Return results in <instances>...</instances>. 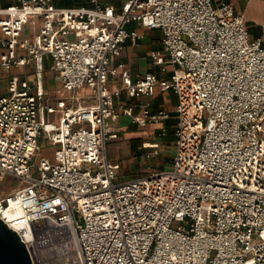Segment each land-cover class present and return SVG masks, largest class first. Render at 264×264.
<instances>
[{"label":"built area","instance_id":"built-area-1","mask_svg":"<svg viewBox=\"0 0 264 264\" xmlns=\"http://www.w3.org/2000/svg\"><path fill=\"white\" fill-rule=\"evenodd\" d=\"M85 1L0 5L1 69L34 73L10 74L0 92V218L33 264H264L263 38L228 0ZM132 22L162 31L151 56L172 76L112 64L143 37ZM46 60L61 83L53 94ZM157 87L174 90L175 114L153 107ZM123 89L136 105H115ZM121 114L162 135L174 118L168 165L118 178L107 146ZM145 146L151 158L162 144ZM7 176L18 183L3 191Z\"/></svg>","mask_w":264,"mask_h":264},{"label":"rangeland","instance_id":"rangeland-1","mask_svg":"<svg viewBox=\"0 0 264 264\" xmlns=\"http://www.w3.org/2000/svg\"><path fill=\"white\" fill-rule=\"evenodd\" d=\"M27 30H25L26 32ZM146 30L144 29V32ZM144 44H147L151 41V33L144 35L142 38ZM161 67L155 69L157 74L159 75ZM12 73L19 74V76L23 77L24 75L20 72V67H13L10 73H6L1 69L0 66V91L3 93L8 85L10 74ZM55 70L54 68H50L48 70L49 78V87L51 90H55L56 79H55ZM25 77L32 78L34 77V73L30 72L25 74ZM76 93L82 97L89 96L91 93V88L88 86H83L80 89H75ZM156 93L161 95L159 98H168L171 102L169 105L170 109H176L177 107V97L174 90L171 88L167 91H161L160 87H157ZM67 94L66 90L64 91V95ZM153 97L152 100L156 99ZM54 116H58L56 113ZM118 123L120 125V131L118 136L108 142V156L119 162L120 168L117 169L118 178H130L133 176H137L138 174L146 173L151 169H161L164 166L168 165L172 158V152L174 147L173 139L168 138L167 134H160L161 126L158 123H151L147 126H141L139 123H136L132 120L131 116L122 114L119 116ZM154 141H160L161 152L159 155L147 158L144 155V152L147 150L145 145H148V142L152 143ZM146 142V143H144ZM41 149L40 155L42 158H48L50 160H54V148L49 141H40ZM36 158V156H35ZM18 179L12 176H7L4 183L1 185V189L4 191L9 190L12 186L17 185Z\"/></svg>","mask_w":264,"mask_h":264},{"label":"crops","instance_id":"crops-1","mask_svg":"<svg viewBox=\"0 0 264 264\" xmlns=\"http://www.w3.org/2000/svg\"><path fill=\"white\" fill-rule=\"evenodd\" d=\"M16 0H0V5H7L9 3H14ZM104 1H110L116 4L118 7L121 5L122 0H104ZM218 1V0H214ZM235 4L236 9L240 12H243L245 15V18L248 23L249 31L252 36L262 37L264 40V0H228ZM39 21V19H37ZM129 28H135L140 33H142L143 37L138 39L137 42H133L130 38L127 39L124 49L122 51V54L118 57H114L112 59V64H116L120 61L125 62L128 67L130 68L132 74L134 76L137 75H143L146 71H155V69L161 67L158 65L155 60L151 56V50L159 48L161 46L162 42V31L160 29H154V28H148L144 25L138 24L136 22H132L129 24ZM144 29L148 33H151V41L147 44H144L142 41V38H144V35L146 34V31L144 32ZM52 68V64L49 60H46L45 63V74H44V84L46 87V90L53 94L55 90H58V88L61 87V83L56 77V87L55 90L50 89L49 85V77L48 76V70ZM172 66L169 65L168 70L163 71L162 68L158 69L160 71L159 76L160 77H167L169 78L172 73L171 70ZM27 70V72H26ZM31 67H26L24 69H20V72L24 71L27 74L30 73ZM22 74V73H21ZM19 75V74H18ZM29 78V77H27ZM31 80L34 79V77L29 78ZM121 77H111L109 81V87L112 89H116L118 86L121 85ZM1 92V91H0ZM157 98L152 100L153 101V107L158 108V106H167L169 108V105L171 102L168 100V98H159L161 95L157 94ZM155 96V97H156ZM115 105L120 107V105H136L138 102L137 97H134L130 95L125 89H123L120 93L116 94L114 97ZM84 102V101H83ZM91 103L90 101L84 102V104ZM170 109V108H169ZM172 111V114H175V109H170ZM135 111H139L137 107H135ZM122 115V114H121ZM129 116V115H128ZM120 126V125H119ZM113 160V159H112ZM116 161V160H114Z\"/></svg>","mask_w":264,"mask_h":264},{"label":"water","instance_id":"water-1","mask_svg":"<svg viewBox=\"0 0 264 264\" xmlns=\"http://www.w3.org/2000/svg\"><path fill=\"white\" fill-rule=\"evenodd\" d=\"M0 264H33L25 242L1 218Z\"/></svg>","mask_w":264,"mask_h":264},{"label":"trees","instance_id":"trees-1","mask_svg":"<svg viewBox=\"0 0 264 264\" xmlns=\"http://www.w3.org/2000/svg\"><path fill=\"white\" fill-rule=\"evenodd\" d=\"M54 3L56 5H60V6H79L82 4H86L85 0H54ZM174 118L169 119L166 122V127H167V136L170 139H173L174 141V128L172 125H174Z\"/></svg>","mask_w":264,"mask_h":264}]
</instances>
